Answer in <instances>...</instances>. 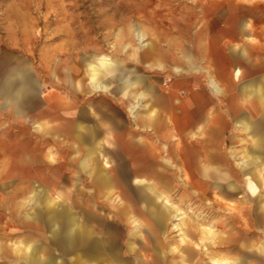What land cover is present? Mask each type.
<instances>
[{
  "label": "rangeland",
  "instance_id": "374dc122",
  "mask_svg": "<svg viewBox=\"0 0 264 264\" xmlns=\"http://www.w3.org/2000/svg\"><path fill=\"white\" fill-rule=\"evenodd\" d=\"M249 20H264L258 0H0V264H75L87 247H69L61 240L63 233L53 234L57 226L46 220L52 209L77 214L76 223L91 234L83 233L91 245L87 254L96 251L105 263L116 246L115 261L127 264H264V113L246 108L255 101V91L264 90V48L254 40L253 47L246 45L241 24L248 21L251 30ZM138 30L145 36L143 43H152L161 53L171 52L174 58L186 53L199 73L169 59L160 61L163 70L129 60L132 49L139 47ZM102 58L110 65L101 67ZM117 64L129 79L142 77L159 93L170 90L180 97L191 126L172 129L171 141L156 137L158 132L140 131L127 111L130 102L117 93ZM173 67L183 72L176 74ZM94 70L96 80L108 85L107 93L91 92ZM235 71L240 73L237 81ZM204 75L213 76L223 95L211 94ZM59 98L85 114L68 118L56 106ZM99 102L110 104L104 121L91 115L99 114ZM195 102L201 103V111L193 116ZM45 122L52 135L35 131ZM167 122L171 124L168 117ZM89 132L97 135L93 143ZM177 146L197 148L198 166L205 164V155L214 156L223 172L217 183L238 187L235 195L227 198L213 189L206 199H193L184 184L188 177L196 178L185 160L172 163L181 172L172 168L163 173L175 214L147 190L151 203L139 201L141 185L134 176L125 191L130 198L114 188L117 203L105 200L92 185L88 148L95 159L102 149L119 152L115 158L132 172L123 148H157L162 157V148ZM47 153L54 163L47 161ZM21 155L28 160L22 168L15 163ZM160 157L149 158L144 172L155 174ZM84 159H89L85 169ZM105 168L111 177L112 169ZM75 193L85 194L89 213L102 218L106 240L100 234L101 220L71 208ZM83 202L81 197L82 209ZM160 212L165 214L161 221ZM63 223L68 225L69 218ZM201 229L213 233L206 242L199 240ZM183 233L186 241L198 244L193 259L180 250L186 245L181 243ZM100 239L103 243L94 247ZM26 244L35 249V260L27 261L17 251ZM167 244L179 246L178 251L171 252Z\"/></svg>",
  "mask_w": 264,
  "mask_h": 264
},
{
  "label": "crops",
  "instance_id": "0c3cea01",
  "mask_svg": "<svg viewBox=\"0 0 264 264\" xmlns=\"http://www.w3.org/2000/svg\"><path fill=\"white\" fill-rule=\"evenodd\" d=\"M252 3H254V2L252 1ZM258 3H260L261 5H264V0H258ZM248 4H251V2ZM249 21L252 22L251 30L248 29V26H249L248 21H245L241 24V29L244 33L243 38H244L245 42L247 41L246 45L248 47H253L254 45L251 41L254 40V41H258L259 45H260L259 46L260 49H263L264 48V20L260 21V22H253L251 20H249ZM255 26H257V27H255ZM149 45H150V48L149 47L148 48H141L139 45H138L139 47L133 48L132 49V57H131V59L129 58V60H131L132 62H137V63L141 62L144 64V66L147 69L156 68L157 70H163L164 65H162L160 61L162 59H169L172 62V64H175V63H179L182 65L184 64L188 68H190L194 73H199L198 68H196L193 65L192 61L189 59V57L186 53L180 52V54L178 55V58L176 56L174 58V56L172 54H170L171 52H166L164 54V53L157 51L156 47L152 43L149 42ZM170 55H172V57ZM118 65L119 64H117L116 67L119 70H117V75H115V81L119 82L120 85L117 88V93H120L124 99H127L130 102L128 105L127 111L129 112L133 122L135 123V125L137 126V128L140 131L143 132L145 130V132H153V133H151L153 135H155V133L157 134V132H158V135L156 137H158L159 139L171 141V138H173V134H174L172 132V129H174V131L177 130V132H180V131H182L186 128H189L191 126L192 119L188 118L187 112L184 110V107H183L184 105H183V102H182L180 97H178L174 92H172L170 90H168L167 93H164V94L159 93L158 90L156 89V87L154 86V84L146 83L145 82L146 79H144L142 77H139V76L133 77L132 76L131 79H129L128 77H126L127 71H125L126 73H124L123 68H122V71H120L121 68L119 67L120 65L119 66ZM172 70L176 74L183 72V70L179 67H173ZM120 73L122 74L121 76H120ZM130 73L131 74L134 73V70H132ZM203 73H207V71H203ZM239 74H240L239 71L234 72V75H233L234 81H237L239 79ZM203 77L206 79L207 87L209 88L211 94L214 97H218V96L223 95V91L221 90V88L219 87L218 83L213 78V76L212 77H208V76L206 77L204 75ZM127 81H130L135 85H133L130 88L126 83ZM211 82L215 83L217 90H218L217 92H215L213 90ZM91 92L97 93V92L93 91L92 89H91ZM107 92H105V93H107ZM262 93L264 94L263 89H261V88L257 89L255 91V94H254L255 101L251 104V106H248L246 108L247 109L249 108V110L258 109V110L263 111V113H264V110L262 108V101H261ZM141 103H145V104L141 105ZM199 104L196 103L195 104L196 106L194 108L192 107V111L194 112L193 116H196L197 114L200 113L201 103H199ZM56 106L58 109H60V106L62 108H64V110L66 111V116L68 118H71V119L75 118L77 116V114L79 115L78 118L81 119V115L85 114V113L83 114L81 112L78 113V112L73 111L72 104L64 98H59ZM131 106L136 107V110L133 113H131L129 111ZM109 109H110V104L99 102L98 109H97L99 114H96L95 112H93V113H91V115H93V116L97 115L100 118L99 120L104 121L107 117L106 111ZM59 113L63 114V115L65 114L61 111ZM205 115H209V114L205 113L204 116ZM87 117H89V115ZM167 117L171 121L170 122L171 124H168ZM137 123H140L141 125H144V126L138 127ZM49 124H50L49 122H45V123L36 125L35 131L38 133H42V134H51L52 135L53 134L51 132L52 128L49 126ZM213 125H214V123H213ZM65 129L68 130V128H65ZM61 130L65 131L64 128ZM188 134L190 135V133H188ZM23 135H24V133H23ZM96 137H97L96 133L89 132L88 139H89L90 143L95 142ZM55 140L58 141L59 139H55ZM141 140H142L141 137H139V139L137 140L138 143L140 142L139 143L140 145H142ZM163 147H165V146H163ZM91 149H93V148H91ZM91 149L88 148L87 151L89 154H91L90 161L92 162V164H91V167L88 169V174L92 178V185L96 190H98V194L101 197H105V200L111 201L113 203H117L119 201V195L117 194L115 196V194L113 193L114 188L119 187L121 189V194H124L126 197H128L126 195L125 191L126 190L128 191L127 184L129 181V176H134V179H133L134 182L136 184L141 185V188H137V191H138L137 196H138L139 201H142L143 203H147V204L151 203L152 199L147 198L145 195V191L147 190L149 193H151L153 195V197L155 199L157 198V195L160 194V195H163L164 197H166L167 200L169 201V203L172 204L170 202L169 195H168V193L170 191H172V189L170 187V182H169L167 176L166 175L164 176V174H166L165 171L167 172L168 170H172V168L177 169L179 172H181L180 167H177L176 165H174V167H173V165H172V163L176 162L177 160L178 161L185 160L187 165H189V167H191L193 169V175L196 179L191 181L190 178L188 177L187 184H184L185 188L188 187L191 189V196L193 199L204 200V199H206V197H208L211 194V191L213 189L217 190L218 192L223 191L224 195L227 194V196H226L227 198H231L235 195V191L238 188V187H235L234 185H229V184H226V185L223 184L222 185V184L217 183L220 174H222L223 172H222L220 167H217L218 165L216 166V163L214 162V160L216 158H214V156L211 157L210 155H208V156L205 155L204 156L205 164L198 166V164L200 163L201 160L198 163L197 148H181L178 146L176 148H162V152H161L162 157L159 156L160 153L158 154L157 148H123L122 150L125 151V153L128 154V156L130 157V161H131L130 167L133 169L132 172H130L127 168H125V165L123 163H120L121 158L118 157V160H117V158H115L116 154L119 155L118 154L119 152H117V151L111 152L107 149H102V150H99L100 152L97 154L96 159H95L94 157H92L94 151ZM75 150H77V148ZM131 151H134L137 154L135 155V154H133L134 152H131ZM45 156H46V159L49 163H54V159L50 153H47ZM154 157L155 158H158V157L161 158L160 159L161 162H158L160 167H159V169H157L158 171H156L155 174L149 175L147 172H144L143 168L146 166L150 167L151 159L149 160V158H154ZM98 158H100V159H98ZM24 159L25 158H23V155H21L19 160L17 162H15L16 165H19L20 168H22L24 166V162L28 161L27 159H25V160ZM88 160L89 159H84V161L82 162L81 166L83 169H85L87 167L86 162ZM99 160H101V163L103 166L102 170L99 167L100 166L98 163ZM106 166H108L113 171V175L111 177L108 176L107 168H105ZM173 173H175V172H173ZM158 188H160L161 190ZM185 191H187V188L185 189ZM227 192H229L230 194H228ZM81 197L84 198V202L82 205L84 207L83 209L80 207V204H79V200L81 199ZM86 197L87 196H85V194L83 195L80 193H75L73 195L71 208L72 209L80 208L82 210L81 212L83 213V215L85 217L90 216L94 219L96 217L98 220H101L102 225L99 224L98 226L100 227V234L102 236H104V239L106 240L107 239V236H106L107 232L105 229L106 227L104 225V222H103L102 218H99V216L94 215L95 212L89 213L90 212L89 206H91V204L89 203V200ZM128 198H130V197H128ZM157 209H159V208H157ZM152 210H154V207H151L149 209L150 214H151ZM153 215H154V213H153ZM162 215H163V218H162ZM157 216H158V220H160V221L165 218V214L162 212L158 213ZM173 216L174 215H172V213H171L168 217V220ZM70 217L77 218L78 216H77V214H75L71 211L65 212L62 210L57 211V210L52 209L51 212H49V214H47L46 220H47L48 224H50L51 226H57V229H55L53 232L54 235L58 231L63 233V235L61 236V240L64 241L69 247H72V248L81 247V246L87 247V249H85V251L82 252L84 254L77 255L76 262H75V264H77V260H82V261L85 260V258L87 256V252H89L91 250V248H90L91 245L85 241H84L85 244H81L79 242L80 239H78L77 241L76 240L69 241L66 239V235L70 231V228L67 224L64 225L63 221H65L66 218H70ZM50 218H52V219H50ZM59 218H63L62 225L58 224ZM166 222L159 223V224H164ZM79 228L83 231V233L86 232V233L90 234V232L87 230V228L85 226L81 225L80 222H79ZM194 230H197V229L194 228ZM197 233L200 235V237H199L200 241L206 242L209 240V239H206L205 237L201 238L202 237L201 236V230L197 231ZM214 238H216V237H214ZM101 240L102 239L96 240L97 242L95 241L93 243L94 247H98L101 243H103V240L102 241ZM191 243H193V242H191ZM77 244H79V245H77ZM93 245H92V247H93ZM167 245L169 247H171V250H172V248H174L172 245H169V244H167ZM193 245H194L193 247H195V249L197 250L198 249L197 242H194ZM180 250H184V249H180ZM129 251L132 252V249H130ZM41 257L43 258L42 255H41ZM41 257H38V258H41ZM111 257L108 259L109 261H107L104 264H115V263H120V262L122 264H127L125 261H122L120 259L117 260L118 262L115 261L116 258H119V254L116 251V246L112 249ZM229 264H230V262H229Z\"/></svg>",
  "mask_w": 264,
  "mask_h": 264
},
{
  "label": "bare ground",
  "instance_id": "6f19581e",
  "mask_svg": "<svg viewBox=\"0 0 264 264\" xmlns=\"http://www.w3.org/2000/svg\"><path fill=\"white\" fill-rule=\"evenodd\" d=\"M144 37L145 36H144V34L141 31H139V30L136 31L135 38L137 40L138 45L141 48H148V47L150 48L149 42L143 43L145 41V38ZM110 63H111L110 60H108L106 58H102V59L99 60V64H101V67H107V66L110 65ZM96 74H97V72L94 70L93 73H92L90 82H89L90 83L89 84L90 88L93 91H95V92L96 91L107 92L109 90L108 86L105 85L104 83L100 82V81H97L96 80V78H97V75ZM126 83H127V85L130 88L133 85H135V84H133L130 81H127ZM211 85L213 87V90L215 92H217L218 90H217V87H216L215 83L214 82H211ZM261 97H262V99H261V101H262V108L264 110V94L263 93H262V96ZM135 110H136V107L135 106H131L130 109H129V111L131 113H133ZM250 185H251V187L252 186L254 187L253 184L250 183ZM221 192L223 193V191H221ZM227 193L230 194L229 192H227ZM226 196H227V194H226ZM156 199L161 201V203L163 204V206H165V208H166V210L168 212H171L172 211L173 213H177L176 208H173V205L169 203V201L167 200L166 197H164L163 195H160L159 194V195H157V198ZM162 218H163V215H162ZM100 223H101V221H100ZM68 225H69L70 231L67 234V239L69 241H73V240H76L77 241L78 239H80L79 242L85 241V242H87L89 244V241L86 240V237H84L83 231L79 228V225L76 223V221H75L74 218H72V217L69 218V224ZM201 236H202L201 238L205 237L206 239H209V238H211L213 236V233L210 230H206V229H203L202 230L201 229ZM185 238H186V234L183 233L182 239H181V243L185 242V244H187V245H185L184 252L186 253V257L187 258L193 259L194 256L196 255V249H195V247H193L194 245H193V243H191L192 242L191 239H188L189 241H186ZM178 248H179V246L178 247L174 246V248H172L171 252L178 251ZM17 251H19L21 253V256L24 257V259L27 260V261L35 260L36 257H37L36 256L35 249H33L29 245L27 246V244L26 245H23V247L17 248ZM97 256H98V253L96 251L92 252L91 254L88 253L87 256H86V258H85V260L84 261L77 260V264H104L105 261H103V259H99Z\"/></svg>",
  "mask_w": 264,
  "mask_h": 264
}]
</instances>
